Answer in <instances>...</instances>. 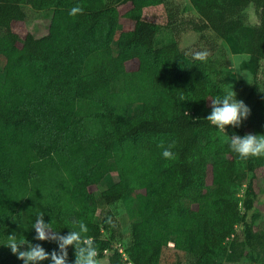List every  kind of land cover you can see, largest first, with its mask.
Here are the masks:
<instances>
[{
  "label": "trees",
  "instance_id": "1",
  "mask_svg": "<svg viewBox=\"0 0 264 264\" xmlns=\"http://www.w3.org/2000/svg\"><path fill=\"white\" fill-rule=\"evenodd\" d=\"M189 1L197 17L168 9L173 38L159 44L162 25L143 10L167 0H0V264H25L9 237L18 251L48 254L29 264H53L59 237L81 222L82 240L106 259L98 264H264L255 222L264 157L242 159L230 147L233 136L264 135V0ZM28 2L52 11L43 37L14 29ZM120 4L129 7L120 13ZM75 6L83 12L69 15ZM186 31L199 33L206 60L180 47ZM228 39L249 54L252 83L240 100L250 114L222 139L206 117L226 93L213 64ZM165 149L176 158H163ZM112 173L117 180L95 197L90 189ZM116 202L132 219L123 250L111 210L96 215ZM37 219L56 239L36 238ZM65 250V264H75L77 245Z\"/></svg>",
  "mask_w": 264,
  "mask_h": 264
},
{
  "label": "rangeland",
  "instance_id": "2",
  "mask_svg": "<svg viewBox=\"0 0 264 264\" xmlns=\"http://www.w3.org/2000/svg\"><path fill=\"white\" fill-rule=\"evenodd\" d=\"M129 7L128 4H120L118 9L120 13H123ZM23 9L26 13L23 22H19L15 25V30L21 35L26 32H31L34 37L40 38L47 34L48 26L51 18V10L36 11L33 10L28 3L23 5ZM168 9H171L181 17H197L195 10L190 4L189 0H167L165 5H156L146 7L143 10V18L146 20L154 21L162 25L160 32L157 35V41L159 44L167 43L172 40L173 34L167 29L166 23L168 20ZM249 18L252 22H255L253 13L249 12ZM122 27L130 28L132 22L123 19L121 20ZM225 48L223 50V56L216 60L213 64V76L217 79L219 84L227 92L232 90L236 93L235 99L242 100L247 92L248 87L252 83V71L249 54L245 50L236 45V41L228 39L225 41ZM200 35L194 31H186L181 35L180 47L189 55L193 56L194 53L202 51L203 48ZM136 65L135 61L127 63L128 68H134ZM264 68V62H263ZM220 135L222 139L229 138L230 135L225 129L221 130ZM117 180L115 173L110 174L105 178L102 186H93L90 190L95 197L99 193L105 190L109 184ZM256 190L259 189V185H255ZM245 187L238 189L237 196L242 198L244 196ZM256 204V217L255 222L261 226H264V192L259 194ZM107 210H111L113 214V223L115 233L118 235V243L121 250L130 241V225L132 219L127 215L124 206L121 202H116L112 205H104L98 207L96 211L97 217L101 218L106 214ZM19 218L15 219V222L19 223ZM172 246V244H169ZM170 255V252H167ZM126 257V254H125ZM98 262H106V259H100ZM169 264V263H163ZM222 264H246L240 262H230L224 260Z\"/></svg>",
  "mask_w": 264,
  "mask_h": 264
},
{
  "label": "clouds",
  "instance_id": "3",
  "mask_svg": "<svg viewBox=\"0 0 264 264\" xmlns=\"http://www.w3.org/2000/svg\"><path fill=\"white\" fill-rule=\"evenodd\" d=\"M83 9L79 6L72 7L69 15L75 16L81 14ZM208 53L206 51H200L193 54V59L204 61L206 60ZM236 93L232 90H228L222 97H214L211 101V114L206 119L212 124L217 126L218 129L223 130L225 126L238 127L242 119H246L250 114V109L243 103L235 99ZM175 145L170 144L168 148L171 149ZM163 147V145H161ZM231 150L239 154L242 159L248 157H264V135H252L248 134L244 137L233 136L230 140ZM163 158L167 160H173L176 158L174 152L170 150H163ZM35 231L37 233L36 238L39 240L56 239V236L46 235V229H51L50 224H45L42 219H37L35 225ZM80 232H71L66 237H59L60 241V254L53 252L51 254V260L53 264H65L66 247L68 245H77L78 251L75 264H98L97 249L92 246L91 239L82 240L81 232L86 233L88 228L83 222L80 223ZM83 243L86 247H80ZM8 247H10L13 254H17L19 259L24 260L25 264H29L30 261H39L48 258V254L39 246L31 247L28 251H18V246L15 237H9Z\"/></svg>",
  "mask_w": 264,
  "mask_h": 264
}]
</instances>
